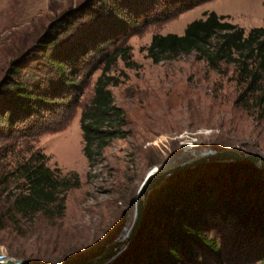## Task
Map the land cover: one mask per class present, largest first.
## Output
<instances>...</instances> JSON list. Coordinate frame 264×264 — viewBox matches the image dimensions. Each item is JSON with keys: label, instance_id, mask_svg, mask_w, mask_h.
I'll use <instances>...</instances> for the list:
<instances>
[{"label": "rangeland", "instance_id": "obj_1", "mask_svg": "<svg viewBox=\"0 0 264 264\" xmlns=\"http://www.w3.org/2000/svg\"><path fill=\"white\" fill-rule=\"evenodd\" d=\"M92 1L0 0V82L10 76L13 62L18 60L26 65L20 74L24 79L32 75L37 77L42 72L48 78L53 76L41 59L42 39L64 13ZM205 11L228 15L229 21L247 30L264 27V0H211L171 20L153 23L124 43H111L110 51L117 46L132 48L133 64L128 65L120 57L110 72L118 80V84L110 89L115 104L123 109L124 122L113 125L118 129V137L101 154L95 155L92 165L84 153L80 120L83 109L94 96L101 69L91 77H85L84 73L78 77L83 94L70 119L69 115L61 117L64 122L68 119L65 128L35 138L0 137L2 253L34 264L87 261L99 256L115 240H120L127 229L137 192L154 167L166 164L174 157L178 161L185 156L196 159L207 150L236 149L242 154L264 155L262 109H246L238 103L241 87L235 78L234 64L224 63L216 70L200 59L197 52L160 63H154L148 56L147 47L153 35L183 34L190 22L204 17ZM71 34L75 35V30ZM193 138L197 141L192 150L200 151V156L184 153L185 142ZM189 151L190 147H186V153ZM36 152L46 154L49 157L47 165L59 169L61 176L76 172L80 186L66 193L62 213L57 208L34 215L10 214L7 211L10 198L23 190L11 172L18 163ZM227 162L234 161L216 163ZM205 173L224 178L223 186H226L229 177L226 166L208 168ZM145 215L146 211L144 218ZM215 222L211 235L220 244L221 258L202 251L199 263L189 264L258 263L264 254V239L252 236L249 229L237 224L236 219L222 221L217 217ZM148 225L149 229H155L154 225ZM137 234L130 240L128 237L117 255L106 264H121L124 258L128 264V251Z\"/></svg>", "mask_w": 264, "mask_h": 264}, {"label": "trees", "instance_id": "obj_2", "mask_svg": "<svg viewBox=\"0 0 264 264\" xmlns=\"http://www.w3.org/2000/svg\"><path fill=\"white\" fill-rule=\"evenodd\" d=\"M208 1L93 0L64 13L40 44L41 59L54 73L52 78L43 72L22 78L26 65L18 60L13 62L10 76L0 82V137L35 138L65 128L83 94L78 77L81 73L91 77L101 69L94 96L80 120L84 153L92 165L95 155L118 137L113 125L124 122L123 109L115 104L110 89L118 80L110 72L120 57L133 64L131 46L110 51L109 45L124 43L151 24L171 20ZM228 18L205 11L183 34H155L147 47L148 56L160 63L197 52L216 70L224 63L234 64L241 87L238 103L246 109L260 107L264 116V27L247 30ZM74 30L75 35L71 34ZM65 115L69 117L64 122L61 117ZM48 160L46 154L36 152L11 172L23 190L10 198V214L65 210L66 193L80 186V177L76 172L61 176L59 169L47 165ZM220 165L228 169L226 186L224 178L205 173ZM217 217L236 219L252 236L264 239V169L242 160L202 163L173 174L150 194L145 218L128 251V264L199 263L202 251L221 258L220 244L211 235ZM257 264H264V254Z\"/></svg>", "mask_w": 264, "mask_h": 264}, {"label": "water", "instance_id": "obj_3", "mask_svg": "<svg viewBox=\"0 0 264 264\" xmlns=\"http://www.w3.org/2000/svg\"><path fill=\"white\" fill-rule=\"evenodd\" d=\"M192 156V155H190ZM171 158L168 162H173L175 159ZM192 157H182L178 164L165 167V164H160L147 174L143 183L141 184L136 195V219L131 232L128 234L129 240L132 239L141 227L144 214L147 208L148 198L154 189L159 187L166 179L174 173L185 170L189 167L207 163V162H226V161H250L258 167L264 169V155L261 153L242 154L236 149L215 150L209 154L201 155L196 159ZM126 230V228H125ZM126 243V240H115L110 244L103 253L99 256L89 259L87 261L76 264H106L110 262L116 255L120 248ZM0 264H34L25 260L9 258L6 262Z\"/></svg>", "mask_w": 264, "mask_h": 264}, {"label": "bare ground", "instance_id": "obj_4", "mask_svg": "<svg viewBox=\"0 0 264 264\" xmlns=\"http://www.w3.org/2000/svg\"><path fill=\"white\" fill-rule=\"evenodd\" d=\"M199 152L200 151H198V150H192V148L190 147V151H189V153H186V148H185V151H184V153L187 155V154H189V155H192V156H200V154H199ZM203 152V154L205 155V154H209L210 152H214V150L212 151V150H207V151H202ZM184 154V155H185ZM182 156V155H181ZM178 161V159L177 158H175L174 160H173V162H168V163H166L165 164V167H167V166H172V165H174L176 162ZM137 206H136V199H135V201H134V204H133V209L131 210V212H130V214H129V217H128V221H127V229L126 230H124L123 231V233H122V235L120 236V240H123V239H125V240H128V234L131 232V230H132V228H133V225H134V223H135V219H136V208Z\"/></svg>", "mask_w": 264, "mask_h": 264}, {"label": "built area", "instance_id": "obj_5", "mask_svg": "<svg viewBox=\"0 0 264 264\" xmlns=\"http://www.w3.org/2000/svg\"><path fill=\"white\" fill-rule=\"evenodd\" d=\"M195 141H197V139L193 138L191 141H189V142H185V144H184V148H186V147H191V148H193ZM8 259H9V257L6 256L4 253H2V252L0 251V263H2V262H6Z\"/></svg>", "mask_w": 264, "mask_h": 264}]
</instances>
